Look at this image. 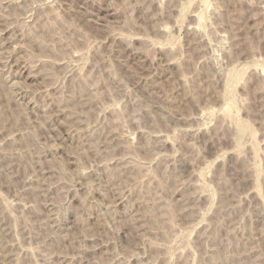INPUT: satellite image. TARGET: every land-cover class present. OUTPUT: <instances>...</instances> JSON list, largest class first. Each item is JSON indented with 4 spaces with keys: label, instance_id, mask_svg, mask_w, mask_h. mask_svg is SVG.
<instances>
[{
    "label": "rangeland",
    "instance_id": "1",
    "mask_svg": "<svg viewBox=\"0 0 264 264\" xmlns=\"http://www.w3.org/2000/svg\"><path fill=\"white\" fill-rule=\"evenodd\" d=\"M0 264H264V0H0Z\"/></svg>",
    "mask_w": 264,
    "mask_h": 264
}]
</instances>
